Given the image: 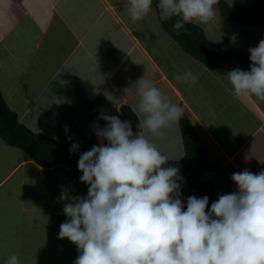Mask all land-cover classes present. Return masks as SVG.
Wrapping results in <instances>:
<instances>
[{
  "label": "crops",
  "instance_id": "1",
  "mask_svg": "<svg viewBox=\"0 0 264 264\" xmlns=\"http://www.w3.org/2000/svg\"><path fill=\"white\" fill-rule=\"evenodd\" d=\"M127 3L0 0L2 51L18 48L15 59L6 55L10 63L0 67L2 97L8 106L16 105L12 109L28 129L70 148L76 143L79 148L73 152L82 154L99 144L92 125L105 126L98 119L101 110L126 121L121 106L132 108L137 97L131 86L144 77L184 107L204 139L208 160L218 166L202 176L213 183V203L237 190L233 173L264 170V100L235 96L227 75L185 53L162 28L154 4L148 16L133 22L124 10ZM241 26L232 33L239 35ZM176 56L182 58L177 61ZM183 68L198 75L194 86L174 79ZM30 74L43 81L39 88L30 85ZM154 143L171 161L185 155L180 125ZM0 153V264L13 253L21 264H74L76 246L58 238L67 219L58 198L63 189L74 195L77 184L84 183L13 148ZM84 191L76 189V196H86Z\"/></svg>",
  "mask_w": 264,
  "mask_h": 264
},
{
  "label": "clouds",
  "instance_id": "2",
  "mask_svg": "<svg viewBox=\"0 0 264 264\" xmlns=\"http://www.w3.org/2000/svg\"><path fill=\"white\" fill-rule=\"evenodd\" d=\"M153 3L128 0L124 10L136 22L148 16ZM218 4L156 0L160 19L175 18L173 30L186 35H191L185 28L189 24L205 33L217 22L221 25ZM230 42L236 43L235 35ZM248 51L250 70L237 67L227 78L235 96L264 100V38ZM174 79L191 87L199 77L187 69ZM131 88L137 97L131 111L139 131L134 133L129 121L101 110L98 119L105 126L92 125L99 144L78 160L87 195L63 189L58 198L67 217L58 238L76 246L74 264H264V170L233 173L237 190L220 195L210 211L207 196L187 197L185 210L180 169L170 166L169 156L154 143L180 125L184 109L144 77ZM78 148L73 143L70 154ZM4 264L21 260L13 253Z\"/></svg>",
  "mask_w": 264,
  "mask_h": 264
},
{
  "label": "trees",
  "instance_id": "3",
  "mask_svg": "<svg viewBox=\"0 0 264 264\" xmlns=\"http://www.w3.org/2000/svg\"><path fill=\"white\" fill-rule=\"evenodd\" d=\"M153 4L162 28L187 54L202 62L209 70L224 75L237 67L245 71L250 70V53L236 52L224 45L211 42L200 26L186 25L185 28L191 35H186L184 30L178 34L173 30L175 18L162 21L159 17V9L156 7V0ZM218 8L220 16L227 21L253 27L264 25V0H254L250 7L232 6L226 0H219ZM181 107L183 106L181 105ZM121 113L126 121L131 123L133 132H138L139 121L132 113L131 107L122 105ZM180 129L185 155L178 161L170 160L169 164L180 169L182 178L187 177L186 186L190 190L196 191L198 198L203 196L209 198L207 211H210L214 186L212 182L203 181L202 176L206 172L217 170L218 166L208 160L207 145L204 139L196 133L185 109L184 116L180 121ZM0 138L7 146L23 152L29 159L36 161L42 167L64 169L73 178H80L82 175L78 170V160L81 154L73 151L70 154V146L28 129L20 122L17 113L7 105L1 92ZM182 199L186 210L187 199L184 197Z\"/></svg>",
  "mask_w": 264,
  "mask_h": 264
},
{
  "label": "rangeland",
  "instance_id": "4",
  "mask_svg": "<svg viewBox=\"0 0 264 264\" xmlns=\"http://www.w3.org/2000/svg\"><path fill=\"white\" fill-rule=\"evenodd\" d=\"M226 1L230 5H232V6H238V7H250L252 5V3H254V0H226ZM251 1H252V3H251ZM249 3H251V4H249ZM217 9H218V12H219L218 5H217ZM238 26H240V24L233 23V22L227 21V20H225V19L222 18V24L220 25L219 22L216 23V25L214 27V30L211 33H209L210 37H208V39L209 40H215V43H221L222 45H225L229 49L231 48V50L232 49L235 50V49H238L239 48V50H235V51H237V52L244 51L246 53H249V51H248L249 47H255V46H257L258 43H259V41L262 38H264V26L261 27V28H258L257 27L258 29L256 28V26L255 27H253V26H247V25L241 26V32L239 33V35L237 34V32L235 34V36H236V43L233 45L230 42V37L234 35L232 32H233V30L235 28H239ZM33 27L34 26L28 27V28L31 31H33L34 30ZM16 29L18 30V27H16ZM259 29L262 30V31H259ZM21 30L26 34V30H28V29L26 28L25 25H23V26H21ZM0 31H2V33H3L4 29L1 28ZM26 35L28 37V34H26ZM236 45H238V47H236ZM0 46L2 47V48L0 47V67H3V64L6 67L7 65H9L10 62L8 60L5 62L4 58L7 55L9 59H13V58L15 59L16 52H18V50H17L18 48L17 49L16 48L13 49L12 47H10L12 50H8L5 53V52L2 51L4 49L3 48V45H0ZM176 58H177V61H178L182 57L181 56L180 57H177L176 56ZM2 60H4V61H2ZM182 63H183V61H182ZM184 67H188V65H185L184 64ZM187 69L188 68H183L184 71H186ZM29 83L32 86V88H39V84H42L43 81L42 80H39V78L34 79L33 74H30ZM24 84L26 85V81H25ZM15 106L16 105L14 103L13 104L12 103L9 104V107L11 109L14 108ZM15 109H18V108H15ZM12 110L15 111L14 109H12ZM10 148L12 149V147L7 146L1 140V138H0V149H3V153L2 154H7L8 153V150H10ZM83 185L84 184H82V185L77 184V186H76L77 188H75V185H72V187L74 186V188H75V190H74V195L75 196H76V193H77L76 192V189H81L83 191L84 190H86V191L88 190V185L87 184L85 186H83ZM84 194H86L85 191H84Z\"/></svg>",
  "mask_w": 264,
  "mask_h": 264
},
{
  "label": "water",
  "instance_id": "5",
  "mask_svg": "<svg viewBox=\"0 0 264 264\" xmlns=\"http://www.w3.org/2000/svg\"><path fill=\"white\" fill-rule=\"evenodd\" d=\"M187 177H183V179L181 181H179L180 183V186H181V196L186 198L189 197V196H195L197 197V192L196 191H193V190H190L186 184H185V180H186ZM198 198V197H197Z\"/></svg>",
  "mask_w": 264,
  "mask_h": 264
}]
</instances>
